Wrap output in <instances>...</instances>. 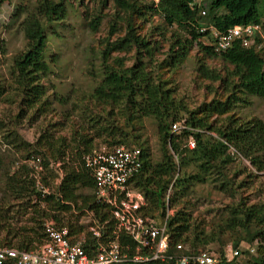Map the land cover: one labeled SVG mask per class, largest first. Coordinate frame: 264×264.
Returning a JSON list of instances; mask_svg holds the SVG:
<instances>
[{
    "label": "trees",
    "instance_id": "trees-1",
    "mask_svg": "<svg viewBox=\"0 0 264 264\" xmlns=\"http://www.w3.org/2000/svg\"><path fill=\"white\" fill-rule=\"evenodd\" d=\"M7 1L10 0H0V8ZM111 1L119 14L130 12L126 33L124 37L110 41L118 22L126 21V18L117 17L109 31L107 44L102 42L101 51L96 53L100 66L92 64L90 70L93 75L89 73L96 79L91 99L96 100L104 110L109 107L110 111L105 116L106 122L92 116L88 124L92 133L84 132L87 127L81 125L72 141L66 136L55 140L49 130L33 144L23 137L17 126L26 120L28 110H34L37 118L49 110L53 112V103L60 107L67 104L66 97L49 90V77L56 64L53 58L48 59L46 51L53 32L51 27L65 20L69 7L76 8L78 5L73 0H35L31 6H19L12 16L24 34L26 48L12 58L9 76L4 74L0 59V104L15 105L17 109L14 117L0 118V129L8 133L4 137L6 142L22 152L26 160L38 161L42 169L38 171L31 163H24L15 172H7L4 193L10 192V197L24 200L25 209L32 215L30 223L22 226L3 223L4 220L0 219V247L36 248L43 243L44 223L50 218H54L59 225L68 224L74 234H87L89 241L96 243L84 225L64 223L55 214L73 210L92 213L93 221L98 222L103 231L102 239L113 237L115 219L107 206L97 203L92 171L83 159L99 143L97 139L103 138L110 145L129 146L134 142L142 150V169L131 181L146 199L143 208L145 216L159 221L169 209H175L167 221L171 254L176 252L177 243L189 246L193 252L219 243L222 249L220 264H264V200L249 202L248 196L241 195L246 183L256 178L257 174L249 169H233L234 158L229 152L234 147L256 171L264 172V119H242L237 113V108L251 105L254 97L264 100V52L238 42L222 53L208 48L196 49L202 53L197 65L202 78L217 81L226 87L225 97L202 105L198 111L187 109L182 100L175 97L170 79L163 77V71L176 70L186 60L194 49V40L199 36L197 29L202 24L212 23L219 31H225L235 25L257 23L264 30V0H206L195 9L191 8L194 0H158L157 3L153 0L149 8L162 16L164 24L156 30L162 31L165 25L177 26L184 33L167 51H163V58L157 63L154 61L159 54L158 43L136 33L132 16L141 12L137 3L134 0H101L104 7ZM80 2L83 4L84 0ZM202 10L206 11L205 15L201 14ZM103 18V13L97 12L84 15L83 20L91 32H96ZM128 49H134L131 65L119 57L112 58L113 52ZM213 57L232 67L226 78L207 64V59ZM119 107L127 116L128 125L123 127H136L140 118L155 120L158 126V159L153 156L147 140L143 141L136 134L130 136L128 130L124 131L115 121L108 119L114 118V111ZM183 112L188 113L184 119L186 125L195 130L186 128L179 134H171L172 124L183 120L179 117ZM213 116H217L218 120H212ZM190 135L196 140L194 149L186 146ZM2 163L3 160L0 167ZM55 163H61L57 188L43 196L38 181L50 187V178H58ZM175 178L167 203L166 195ZM197 185H208L232 198L240 194L241 198L219 208V219L206 223L193 216L195 204L191 196L196 193ZM122 242L131 243V240L122 236ZM254 242H257L254 248L256 254L249 249L240 251L233 259L227 256L228 244L233 243L235 248H239L241 243L250 245ZM133 264L177 263L169 260Z\"/></svg>",
    "mask_w": 264,
    "mask_h": 264
},
{
    "label": "rangeland",
    "instance_id": "rangeland-1",
    "mask_svg": "<svg viewBox=\"0 0 264 264\" xmlns=\"http://www.w3.org/2000/svg\"><path fill=\"white\" fill-rule=\"evenodd\" d=\"M35 0H10L2 4L0 8V59L2 63V69L6 76H9L8 68L12 64V58L21 53L26 48V40L23 32L18 27L19 23L12 20V16L15 10L21 5L31 6ZM137 3V7L141 12L135 13L132 16V21L135 25L136 33L140 37H145L149 41L157 42L159 47L158 60L163 58V51H167L170 45L177 39L179 35L184 33L177 28V26H166L162 31L156 30L158 26L163 27L162 16L157 14L155 10L150 9L153 0H134ZM156 1V0H155ZM206 0L203 1V3ZM78 7H69V14L65 20L57 25L51 27L53 31L49 37L48 50L46 56L53 58L56 67L53 69L48 83L49 90L55 91L57 94L62 95L68 99L67 104L64 107H60L57 103L53 112L50 110L47 114H42L35 117L34 110H28L26 113V120L17 126V130L23 135L30 143L37 142L41 135L51 131L54 135V139H58L60 136H66L70 141L74 140L77 136H74L75 131L79 130L81 125L87 127L86 133H92L89 129V121L93 118H98L101 121L106 122V117L110 111V108L101 107L97 104L96 100L91 99V93L94 91V85L96 79L92 76L91 67L100 66V58L96 53L102 49V42L108 40L109 31L112 28L113 22L117 17L126 18V21L118 22V26L115 28V35L110 36V41H115L125 36V28L129 13H118V9L115 3L108 2L107 6H103L101 0H84L83 4L80 0H73ZM75 4V5H76ZM264 12V6H262ZM103 13L104 18L96 32H91L86 26L83 20L84 15L90 13ZM264 22V18H263ZM50 34V32H48ZM180 33V34H179ZM95 50V51H94ZM202 53L193 49L186 60L177 67L176 70L163 71V77L169 78L170 86L173 89L175 97L182 100L187 109L198 111L202 105L211 103L214 99H220L224 96L225 86H221L217 81H210L203 79L202 75L197 71L198 59ZM119 57L127 65H131L134 61V49L129 51L113 52L112 58ZM113 59V60H114ZM51 60V59H50ZM112 60V61H113ZM207 64L212 69H217L220 75L224 78L228 76V72L231 70V66L220 58L213 57L207 59ZM91 73L92 75H90ZM53 101V99H52ZM17 109L15 105L5 106L0 104V118L8 117L9 119L16 115ZM237 113L242 119H251L258 117L264 119V100L257 97L252 98L251 105L247 107L237 108ZM188 116V113L183 112L179 114L183 121ZM32 117V120H31ZM108 118V117H107ZM115 121L121 129L128 130L130 136L136 134L141 139L147 140L151 148L153 156L158 159L159 157V139H158V126L152 118H140L136 127H123L127 126L126 112L122 107H119L114 111V118H108ZM212 120L217 119V116H213ZM222 119L221 117L219 118ZM83 133V132H82ZM6 130L0 129V161L3 160L0 167V219H3V223H9L11 225L22 226L29 222V218L32 215L30 211L26 210L25 201L22 199H16L10 197V192L4 193V179L7 172L13 173L20 166V164L29 163L38 171V166L41 167L39 162L34 160H26L23 158L22 152L15 150V146L10 145L5 141ZM96 148L101 144H108L103 138H98ZM129 146H138L136 143L131 142ZM71 150V147L68 149ZM242 160V162H241ZM38 165V166H37ZM61 163H55V168L58 170L57 177L55 179L50 178V187L48 191H55L59 177L61 174ZM233 169L236 167L249 169L257 174V177L247 182L243 188L241 195L248 196L249 202H257L264 200V172H258L252 167L251 163L247 159L237 158L234 159L231 165ZM240 178V177H239ZM242 179V178H241ZM240 179V180H241ZM206 186V187H205ZM196 193L192 195V202L195 204L193 210V216L200 221L211 223L219 219V208L225 207L232 202H238L241 198L240 194H237L234 198L228 194H222L215 191L208 185H197ZM6 196V197H4ZM46 204H44L45 206ZM170 214L174 213L175 209H170ZM168 213V211H167ZM55 214L62 219L64 223H73L75 225H84L85 227L94 223L92 215L86 210H73L69 213L55 212ZM54 219L50 218L49 220ZM48 221V219L46 220ZM30 223V222H29ZM3 235V233H2ZM228 245L234 244L230 243ZM206 247L214 250L218 255H221V245L219 243H212ZM257 242L252 244L241 243L240 251H250L256 254ZM255 248V249H254Z\"/></svg>",
    "mask_w": 264,
    "mask_h": 264
},
{
    "label": "built area",
    "instance_id": "built-area-1",
    "mask_svg": "<svg viewBox=\"0 0 264 264\" xmlns=\"http://www.w3.org/2000/svg\"><path fill=\"white\" fill-rule=\"evenodd\" d=\"M201 1L194 0L192 9L200 6ZM201 13L205 15L206 11ZM197 30L196 47L221 53L239 42L245 47L255 46L264 50V32L259 24L235 25L219 31L209 23L202 24ZM186 128L193 129L185 121H177L171 126V134H179ZM186 146L189 149L196 147L193 135L189 136ZM229 152L234 159L242 158L233 147ZM142 155L137 146L101 144L83 158L86 167L92 171L97 203L107 206L115 219L112 238L102 239L103 231L98 222L88 226L91 238L96 240V243H91L87 234H74L69 226L58 225L51 219L44 223L41 245L32 250L0 247V264H133L169 260L177 264H220L221 256L209 247L193 252L189 246L177 243L176 252L170 253L167 228L170 209L159 221L145 216L146 199L131 181L142 169ZM38 169L42 167L38 166ZM175 180L169 186L167 203ZM38 186L43 195L49 192L41 181H38ZM122 236L128 237L131 243L122 242ZM226 253L233 259L240 254V249L228 245Z\"/></svg>",
    "mask_w": 264,
    "mask_h": 264
},
{
    "label": "clouds",
    "instance_id": "clouds-1",
    "mask_svg": "<svg viewBox=\"0 0 264 264\" xmlns=\"http://www.w3.org/2000/svg\"><path fill=\"white\" fill-rule=\"evenodd\" d=\"M203 1H204V0L201 1L200 6L202 5ZM155 2L157 3L158 0H156ZM192 4H193V3H192ZM192 4H191V5H192ZM200 6H196V7H200ZM196 7H195V8H196ZM191 8H192V7H191ZM195 8H194V9H195ZM201 14H202V13H201ZM208 24H209V23H208ZM250 24H257V23H250ZM246 25H247V24H246ZM259 25H260V24H259ZM260 26H261V25H260ZM261 28H262V26H261ZM262 30H263V28H262ZM263 32H264V30H263ZM197 39H198V38H197ZM197 39L194 40V49H203V48H200V47H196V46H195V41H196ZM238 43H239V42H238ZM240 44H241V43H240ZM252 47H254L257 51L264 52V50H258L255 46H252ZM204 49H206V48H204ZM230 49H231V48H230ZM210 50H211V49H210ZM228 50H229V49H228ZM212 51H213V50H212ZM213 52H215V51H213ZM224 52H225V51H224ZM215 53H218V52H215ZM221 53H222V52H221ZM233 148H234V147H233ZM242 158H243V157H242ZM242 158H241V159H242ZM243 159H244V158H243ZM42 184H43V183H42ZM43 186H44V185H43ZM38 187H39V186H38ZM44 187H45V186H44ZM45 188H47V187H45ZM47 189H49V188H47ZM41 191H42V189H41ZM48 193H49V192H48ZM42 195H43V193H42ZM45 195H46V194H45ZM45 195H43V196H45ZM53 220H54V219H53ZM45 222H46V221H45ZM58 225H59V224H58ZM65 225H68V224H65ZM88 226H89V225H88ZM88 226H86V230H87V231H88ZM83 234H84V233H83ZM80 235H82V234H80ZM5 247H8V246H5ZM37 247H38V246H37ZM37 247H36V248H37ZM15 248H16V247H15ZM18 249H19V248H18ZM34 249H35V248H34ZM27 250H29V249H27ZM31 250H32V249H31Z\"/></svg>",
    "mask_w": 264,
    "mask_h": 264
}]
</instances>
